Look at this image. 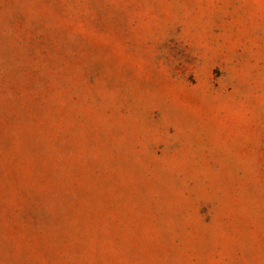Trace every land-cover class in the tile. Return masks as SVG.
<instances>
[{
  "label": "rangeland",
  "instance_id": "374dc122",
  "mask_svg": "<svg viewBox=\"0 0 264 264\" xmlns=\"http://www.w3.org/2000/svg\"><path fill=\"white\" fill-rule=\"evenodd\" d=\"M0 264H264V0H0Z\"/></svg>",
  "mask_w": 264,
  "mask_h": 264
}]
</instances>
